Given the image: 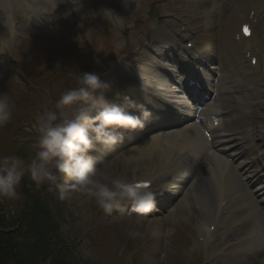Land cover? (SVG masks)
Segmentation results:
<instances>
[{
	"label": "bare ground",
	"instance_id": "bare-ground-1",
	"mask_svg": "<svg viewBox=\"0 0 264 264\" xmlns=\"http://www.w3.org/2000/svg\"><path fill=\"white\" fill-rule=\"evenodd\" d=\"M20 1L21 2L19 3V6L22 10L24 20L34 22L37 21L36 24L54 29L53 32H57V24L52 21V19L54 20L57 18L55 21H59V19H61V15H63V19L70 20L69 15H71L72 12H68L65 7L72 8L73 12H76L77 14H80L84 9H88L94 13L95 8L101 7L97 0H63L65 7L62 6V0H56V3L52 0V5L58 6V8L61 10V14L53 13L54 17L51 19L46 13H44V10L41 6H36L35 1L34 6H31L29 0ZM127 1L128 0L123 2L127 3ZM42 2L49 5L51 1L42 0ZM176 4L178 5L179 3L176 2ZM186 4L190 7L188 13L190 15L198 16L203 23L201 24L203 34L201 36L199 45L200 53L202 55L210 56L211 52L209 50H211V43L214 41L216 43L220 41L218 42V45L223 49L221 52L222 55L225 53L226 63L229 67L233 66L234 64V58L230 57L227 50L230 37L233 43H235L234 36L237 33L236 28L242 22H244V20L248 19L250 11L253 12L252 18L249 21L253 26V32H255L254 38L259 39L264 36V0H187ZM46 11H51V8L47 6ZM178 13L182 16L185 15V13L181 11ZM32 14L36 16L37 19H35ZM254 19L256 21H254ZM238 41L239 42L235 43L234 46L236 48L240 47L239 50L243 51L242 53L249 50L252 55L264 58V44L260 46H257L256 42H250L246 44L242 37H240ZM259 44L261 43L259 42ZM178 53V48L175 45H172V49L167 48L166 51L161 54L159 59L166 61L177 70L176 61L174 59ZM155 59L157 61V58ZM256 65L259 66V64ZM217 66L220 71L223 69L222 65ZM149 68L151 67L149 66ZM175 69H173V76L177 74ZM140 75L143 78V81L140 84L141 87L139 89V98L141 102L146 104V101H149L148 99L153 98V101L158 100L161 103L163 102L164 106L171 110H173L172 105H174L177 111L180 112L182 111V108H185V100H182L178 90L180 88V84L178 86L176 82L172 81V79H167L161 74L158 77L144 66H140ZM159 78L163 79L165 83H162V81L160 82V80H158ZM245 81L248 83V86H251V92L255 96L262 98L260 92L263 83L261 80L250 74L248 75V78L245 79ZM221 82L223 85V91L226 93V95L232 90L234 93L233 95L237 96L238 102L234 106V109L237 113V122L240 123L244 119L249 118L250 112L248 109H245L246 104L248 103V98L246 97V94L243 93V91L239 88V86H241L239 81L237 79H231V77L228 76L225 83L222 79ZM215 87L216 89L220 88V84L216 85ZM240 91L242 92V96ZM228 97L229 96L225 97V102ZM210 104L211 106H215L217 108L218 100L213 101ZM208 106L210 107L209 104ZM261 125L264 127L263 123H261ZM244 129H250V127H246ZM212 143L217 147V151L224 153L223 149L226 146H232V139L231 137L225 136L223 134H216L212 140ZM246 145H250V149L252 148L251 142H248L239 148L240 154L236 153V150L232 149L231 147L230 153L237 157L240 155L241 159L248 161L247 157L252 154V151L248 152L247 155L244 156L243 153ZM206 146L207 142L200 136L187 139L183 143L177 141L176 138L170 135L156 136L145 142L144 146L141 147L140 155L136 158V163L129 164L128 157L126 156L122 162L118 161L113 166V170L117 169L118 172H126L127 169H145L143 171V175L146 177L152 174L154 171L157 173L158 169H160V177L157 182L161 181L159 184L165 186L166 188L175 187L177 179L185 178V175L193 169L194 164H196L195 159L200 155L201 150ZM209 155L211 156V159H207V163L205 165L208 173L207 187L214 186V188H216L219 192L223 183V178L220 175L222 174L223 168L227 164V160L225 157L218 155L215 151H211ZM251 167L252 166H250V168ZM203 171L204 170L200 171L196 181L189 189L187 185L184 187L181 195L175 194V204L172 210L169 212V219L175 218L176 216L184 217V215H187L193 208L197 207L199 201V188L203 187L201 180ZM242 171L246 173L247 170L242 168ZM194 176L195 170H192L191 177L193 178ZM229 178L230 180L228 183L233 186L232 193H237L243 202V207H241V210H239L240 214L233 218V222H238L241 219L245 222H251L245 229V233L249 236V239L256 237L258 231H256L257 228L254 225L255 220L252 212L250 211L251 203L249 200L245 201L243 191L234 181V176L232 173L229 174ZM182 198L184 199L182 200ZM153 225L154 223L151 222L150 226ZM155 232L156 229L153 230V233ZM247 243L251 244L250 242Z\"/></svg>",
	"mask_w": 264,
	"mask_h": 264
},
{
	"label": "clouds",
	"instance_id": "clouds-1",
	"mask_svg": "<svg viewBox=\"0 0 264 264\" xmlns=\"http://www.w3.org/2000/svg\"><path fill=\"white\" fill-rule=\"evenodd\" d=\"M75 80L78 87L64 91L53 108L45 107L37 117L33 128L38 134V150L30 161L16 155L0 156V198L18 199L17 189L28 174L37 187L46 180L56 182L61 199L71 190L79 191L105 213L121 204L137 213L153 211L157 192L141 193L134 180L97 167L91 155L96 144L115 145L123 140L125 131L143 129L152 112L129 97H125L126 104H110L106 94L112 86L97 72H80ZM12 117L9 97L0 94V127ZM60 175L72 183H59Z\"/></svg>",
	"mask_w": 264,
	"mask_h": 264
},
{
	"label": "rangeland",
	"instance_id": "rangeland-1",
	"mask_svg": "<svg viewBox=\"0 0 264 264\" xmlns=\"http://www.w3.org/2000/svg\"><path fill=\"white\" fill-rule=\"evenodd\" d=\"M98 8H95V12L92 13L90 10L88 9H84L82 10V12L80 14H77L76 12H74V14L70 17L69 21H65V24L67 25H72L74 26L77 25V28L82 32V26L83 24H87L91 30H94L95 33H98L95 29V27L92 24V20L93 17H95V14L97 13H101L98 11ZM20 15L17 16V19H20ZM141 17L145 18L144 14H141ZM100 20L102 22H105L107 24V20L106 18H100ZM19 30L22 36L20 37H27L26 34H30L31 32H34L37 30V28L29 26V25H25L24 23H21V21H19ZM64 29L65 26L63 27ZM54 29L49 30L50 32H46L44 30L39 29L38 30V34H47L50 33L52 35H57V32H53ZM87 34H90L87 32ZM100 35V34H99ZM101 37H104L102 35H100ZM58 37V36H56ZM28 38L26 39H22L20 38L18 40V42H22V41H27ZM36 39L35 37H33L32 39V43H35ZM105 44V42H104ZM124 44V41L122 39V37H119V40H116L113 42V47L115 50L120 49ZM35 45V46H34ZM34 47V48H33ZM33 47H31L30 49H27L24 53V58L25 60H29V65H30V69H36L37 67H45V66H50L52 65V68L54 71L56 70L57 66L55 65L53 59H45L44 58L40 61L39 59L42 57L41 56V51L43 49V47L39 44V43H35L33 44ZM37 47V48H35ZM90 47L94 48L93 43H90ZM105 48L100 47L99 51L104 50ZM34 52H37L35 57H32V54ZM40 53L39 59L37 57V55ZM46 53L43 52L42 55ZM98 56H100V53L98 54ZM76 66H72L70 67L65 75L70 79V80H75V75H78V71L76 70ZM56 75H59V73H56ZM68 83V82H66ZM2 83L0 82V85ZM21 85L22 84H16V90L21 89ZM51 84L49 87L45 88V90L50 91L51 92ZM38 93H41L42 96H44V94L42 93V91H39ZM45 97V96H44ZM51 104V102H50ZM53 106V105H52ZM54 107V106H53ZM45 107L44 106H40L36 103L35 101V106L33 107L32 111L34 112V114L36 115V119L37 117L40 115V112L43 111ZM126 171H130V169H127ZM123 173V172H122ZM121 173V174H122ZM132 173V172H131ZM67 183V182H66ZM69 184V183H67ZM84 199V195H82L79 191L76 190V192L74 193V199L73 200H82ZM72 200V201H73ZM91 201V203H96L93 199H89ZM72 201L69 203V205L67 206V210H69V212H71L74 216L78 217L79 219L77 220V225L81 228V236H83V239L87 238L88 239V245H85V249H88L87 251L84 252V254H82L84 257H88L91 260V264H100L101 262H103V257H104V253L105 251H108L110 253V248H114V245H112L110 243H106L103 244V242H97L95 247H91V242L93 239H96L100 237L103 239V241H107V240H111L113 238H115V243H120V244H125V247L130 246H136L139 245L140 246V250L137 251V256H138V261L140 264H174L176 263V260L169 262V259L171 258L170 253L173 251V245L177 244V246L179 247H189L191 246V244L193 242H191L190 244L188 243L189 240L191 239L193 241V233L194 231L196 232L201 225V216L200 214H198V212L193 211L190 216H188V218H186L185 220H177L176 224L174 226L179 227L180 230L184 231L186 234L180 235V234H175L174 235V240L172 242V244H167L166 245V252L164 254V242L163 239L160 237L162 234L159 233L157 235V237H153L155 236L154 234L149 233L150 229H145V225L143 226V224H145L144 220L140 219V224L139 222L137 223V227L134 226L135 222L130 220H126V221H121L119 222L118 225V229L120 228V230L117 231V229L115 227H111L110 224L104 226L103 228L100 229V232H97L99 230V225L100 223L97 221H93V222H88L87 218L84 216H80L81 210L83 208V203L82 205H75V207L73 208V204ZM105 214V213H104ZM104 217V215H103ZM112 220L116 219L115 215L112 216L111 218ZM116 224V223H114ZM136 228V229H135ZM146 232H142L145 231ZM235 228L232 227L230 230H226L225 232H223V234L220 236V238L222 239L223 237H226L224 241L221 242V244L225 243V242H229V241H233L236 240L237 238H239L242 235V232H234ZM149 231V232H148ZM119 233V234H118ZM153 235V236H152ZM220 239V240H221ZM166 241H169L168 237H165ZM111 242V241H110ZM118 246H121V245ZM123 246V245H122ZM126 249V248H125ZM113 250V249H112ZM95 253V254H94ZM162 254V258H158L159 254ZM211 253V252H210ZM111 254V253H110ZM112 255V254H111ZM257 255H259V257L256 259H246L245 256L242 253H240L237 248L235 249H231L223 254H221L220 256H218L217 258L213 259L210 263L208 264H262V262L259 260L261 257L260 253H257ZM180 257V255H178ZM167 259L168 263L164 262V259ZM208 260V259H207ZM206 260V262H207ZM187 262V260H186ZM113 263V262H111ZM117 264V263H115ZM194 264V263H192Z\"/></svg>",
	"mask_w": 264,
	"mask_h": 264
},
{
	"label": "trees",
	"instance_id": "trees-1",
	"mask_svg": "<svg viewBox=\"0 0 264 264\" xmlns=\"http://www.w3.org/2000/svg\"><path fill=\"white\" fill-rule=\"evenodd\" d=\"M29 222L32 221L30 216ZM42 218L36 211L32 222V234L37 239L33 242L24 241L18 231H9L7 225L0 221V264H72L66 255H55L50 262L44 250L49 240L44 236L38 239Z\"/></svg>",
	"mask_w": 264,
	"mask_h": 264
},
{
	"label": "snow or ice",
	"instance_id": "snow-or-ice-1",
	"mask_svg": "<svg viewBox=\"0 0 264 264\" xmlns=\"http://www.w3.org/2000/svg\"><path fill=\"white\" fill-rule=\"evenodd\" d=\"M243 30H244L245 34H248V28H247V26H245Z\"/></svg>",
	"mask_w": 264,
	"mask_h": 264
}]
</instances>
